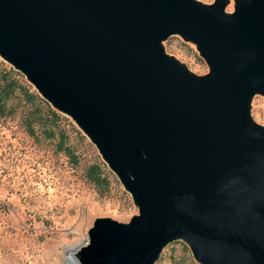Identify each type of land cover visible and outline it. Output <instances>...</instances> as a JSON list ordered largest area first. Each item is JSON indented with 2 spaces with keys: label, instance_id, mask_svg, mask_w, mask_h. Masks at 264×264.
I'll use <instances>...</instances> for the list:
<instances>
[{
  "label": "water",
  "instance_id": "1",
  "mask_svg": "<svg viewBox=\"0 0 264 264\" xmlns=\"http://www.w3.org/2000/svg\"><path fill=\"white\" fill-rule=\"evenodd\" d=\"M0 0V56L70 115L139 207L98 219L81 264H264V0ZM178 34L209 72L166 54Z\"/></svg>",
  "mask_w": 264,
  "mask_h": 264
},
{
  "label": "rangeland",
  "instance_id": "2",
  "mask_svg": "<svg viewBox=\"0 0 264 264\" xmlns=\"http://www.w3.org/2000/svg\"><path fill=\"white\" fill-rule=\"evenodd\" d=\"M192 1L209 5L214 0ZM233 10L234 0H226L223 12ZM162 45L167 55L195 76L209 72L193 39L185 41L174 34ZM0 61L13 67L1 56ZM27 108L20 105L0 115V264H81L78 253L89 244L96 220L128 224L139 214V207L70 115L62 113L76 161L58 151L55 140L27 131L23 123ZM248 114L264 129L262 94L251 95ZM95 161L104 162L110 172L108 189L103 192L84 175ZM159 256L154 264H200L189 245L179 239L168 243Z\"/></svg>",
  "mask_w": 264,
  "mask_h": 264
},
{
  "label": "trees",
  "instance_id": "3",
  "mask_svg": "<svg viewBox=\"0 0 264 264\" xmlns=\"http://www.w3.org/2000/svg\"><path fill=\"white\" fill-rule=\"evenodd\" d=\"M20 105L28 107L26 113H23V123L27 131L31 135L40 134L46 139L55 140L56 149L76 161L74 150L68 143L65 127L67 118L34 90L20 71L7 67L0 61V115L10 114ZM84 175L99 191L108 189L110 172L104 162L90 163L85 168Z\"/></svg>",
  "mask_w": 264,
  "mask_h": 264
}]
</instances>
